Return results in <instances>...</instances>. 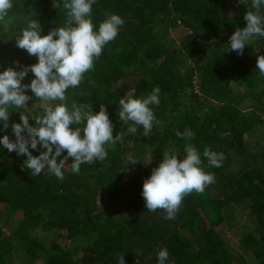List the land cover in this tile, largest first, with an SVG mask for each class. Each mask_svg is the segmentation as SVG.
Wrapping results in <instances>:
<instances>
[{
	"label": "trees",
	"instance_id": "16d2710c",
	"mask_svg": "<svg viewBox=\"0 0 264 264\" xmlns=\"http://www.w3.org/2000/svg\"><path fill=\"white\" fill-rule=\"evenodd\" d=\"M13 4L11 20L0 25V71L37 62L13 38L29 18L41 35L66 20L53 0ZM247 11L239 0H96L94 30L109 13L124 24L80 86L68 89V106L91 104L98 112L105 105L120 139L105 145L103 162L82 164L79 174L67 165L63 181L47 169L33 176L22 167L26 157L0 144V264H118L122 255L126 264H158L161 248L166 264H264V76L256 68L264 38H253L242 55L227 51ZM33 78L29 71L22 83ZM154 87L161 89L160 104L150 105L158 123L148 137L139 126L129 132L131 122L118 119L119 99L146 97ZM27 104L28 114L42 111L35 97ZM20 111L10 109L7 129L0 122V137L15 139L11 124ZM185 143L197 148L215 183L185 196L167 220L163 210L145 209L142 185L164 152L182 159ZM205 147L223 155L221 167L208 166ZM128 154L141 161L122 170Z\"/></svg>",
	"mask_w": 264,
	"mask_h": 264
},
{
	"label": "clouds",
	"instance_id": "9594fccd",
	"mask_svg": "<svg viewBox=\"0 0 264 264\" xmlns=\"http://www.w3.org/2000/svg\"><path fill=\"white\" fill-rule=\"evenodd\" d=\"M95 2L53 0V7L66 10L64 26L52 28L46 35H41L39 21L29 18L26 26L13 38L16 46L37 57V62L18 70L9 67L0 71V122L3 128L9 127L10 109L22 110L20 122L11 124L15 139L4 135L0 137V144L9 153L26 157L22 167L29 169L33 176H39L47 169L63 181L65 176L62 170L67 165L70 164L71 172L79 174L82 164L103 162L108 156L105 145L115 144L120 139L118 134L113 136L114 126L105 105L101 104L98 112L91 110V104L73 103L70 108L68 106V89L80 86L84 74L93 69L94 60L102 55L109 42L115 40L124 24L120 15L109 13L99 23L98 30H94L91 13ZM239 2L248 5L243 17L246 26L236 28L230 35L227 51L242 55L253 38H264V14L261 13L264 0H251L250 4L248 0ZM13 8V0H0V25L11 20ZM256 68L264 76V55H257ZM29 71L34 78L30 84H24L22 81ZM26 89L31 90V96ZM160 92L159 87H154L146 97L126 94L119 99L118 119L125 125L131 122L129 132L135 133L139 126L143 129V136H149L153 123H158L150 105L160 104ZM33 97L40 101L42 108L35 115L24 111ZM30 119L35 123L31 124ZM175 134L185 140L192 135L191 132L182 134L180 131ZM38 146L44 150L39 155H33L31 150H38ZM184 151L182 159L174 153L164 152L162 161L152 169L142 185L145 209L149 212L163 210V218L167 220L175 219L185 196L193 192L202 194L215 183L214 174L202 167L203 161L197 148L185 143ZM65 152L66 155L58 161L57 158ZM202 155L208 166H222V154L205 147ZM69 158L71 163H68ZM140 161L128 154L122 170ZM168 257V250L161 248L157 253L158 264H166ZM118 264H126L124 255L118 258Z\"/></svg>",
	"mask_w": 264,
	"mask_h": 264
},
{
	"label": "rangeland",
	"instance_id": "374dc122",
	"mask_svg": "<svg viewBox=\"0 0 264 264\" xmlns=\"http://www.w3.org/2000/svg\"><path fill=\"white\" fill-rule=\"evenodd\" d=\"M263 120H264V113H263ZM19 216H17L16 219H18ZM40 231V230H39ZM41 233V231H40ZM41 260L40 259H36L33 263H28V264H41ZM14 264H22V263H14Z\"/></svg>",
	"mask_w": 264,
	"mask_h": 264
}]
</instances>
